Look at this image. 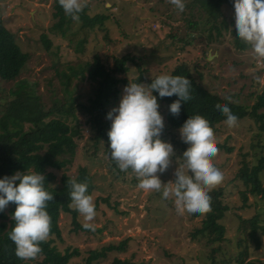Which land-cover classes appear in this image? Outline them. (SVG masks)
Wrapping results in <instances>:
<instances>
[{
	"label": "rangeland",
	"instance_id": "1",
	"mask_svg": "<svg viewBox=\"0 0 264 264\" xmlns=\"http://www.w3.org/2000/svg\"><path fill=\"white\" fill-rule=\"evenodd\" d=\"M55 0H0V17L14 35L22 50L29 53V60L16 80L0 78V110H4L13 96L9 89L18 87L19 80H27V90L39 94L48 109L57 103L69 106L64 83L71 81L76 86L75 102L92 107V99L98 90L106 87V71L101 70L92 78L87 77L86 64L100 54L109 67L115 57L127 53L134 55L135 62H128L129 80L137 78L144 70L141 83L157 75L170 74L179 64H187L197 79L209 90L223 97L230 96L235 102L251 110L256 96L264 91V84L256 78H264V60L254 57L251 47L242 51L235 47L233 24L220 34L209 33L206 13L196 7L178 11L170 0H82L88 6L91 16L107 15L104 25L95 27L86 43L84 52L75 51L58 30H50L57 21L53 17ZM192 0H185V5ZM230 16V12H228ZM197 20L198 29L190 33L187 20ZM47 33L51 47L46 48L42 35ZM82 71L85 77L82 78ZM118 98L111 97L106 104L107 112L118 105ZM154 95V94H153ZM158 101L159 111L164 118L161 138L173 145L174 154L168 168L158 173L162 182L174 179V169L183 165L180 156L188 145L179 135V129L166 121V105ZM264 108L258 109L263 112ZM97 110L95 111V113ZM91 115L77 108L74 115L65 119L71 126H78L77 148L72 162L63 169H49L56 174L55 185H60L63 173L76 176L81 167H86L92 176L90 192L95 215L85 221L78 214L77 220L83 225L91 224L89 230H76L73 215L60 212L58 224L61 237L55 234L47 238L54 241L59 251L71 252L72 262L86 264L84 257L91 249H101L109 243L118 244L127 240L125 251L108 252L105 258L94 264H112L117 256L134 264H210V252L206 239H193L191 233L203 226L207 212L200 214H179L173 205L171 195L163 198L160 192L142 190L137 187L138 177L131 169L121 171L107 151V130L110 120L102 114L98 120L89 121ZM65 118V117H63ZM103 122L104 136L97 139L99 123ZM262 122V121H261ZM255 117L245 116L233 127L224 122L213 133L217 153L211 158L213 165L222 173L220 183L213 189H223L219 197L227 206L218 220L224 226L222 239L216 244L217 261L228 260V264H241L235 259L241 250L247 249L245 261L264 260V226L258 235L261 246L256 247L251 238L249 220L258 209L264 208L261 193L251 191V182L242 177L243 170L251 172L264 157V128ZM221 144L232 147L226 150ZM185 148V149H184ZM190 174V173H189ZM264 186V167L258 171ZM209 190V191H210ZM264 224V222H263ZM30 264H37L32 261ZM245 264V263H244Z\"/></svg>",
	"mask_w": 264,
	"mask_h": 264
},
{
	"label": "trees",
	"instance_id": "2",
	"mask_svg": "<svg viewBox=\"0 0 264 264\" xmlns=\"http://www.w3.org/2000/svg\"><path fill=\"white\" fill-rule=\"evenodd\" d=\"M196 7H199L206 13V20L211 26L209 33L216 32L220 34L223 29H229L230 25L234 24V10L232 0H192L185 5V9H189L192 13ZM53 17L57 19L50 30H58L64 38L68 40L70 46L77 52H84L86 43L89 40L91 31L97 27L104 25V21L108 18L107 15L91 16L87 13L88 6L85 5L78 15L77 20H72L65 15L61 6L54 2ZM230 12V16L228 15ZM187 25L190 33L193 29H198L199 22L195 19L187 20ZM235 47L239 50L246 51L250 48L249 45L243 43L235 36ZM42 42L46 48L49 49L52 45L51 40L47 37V33L42 35ZM29 60V53L22 50V47L15 38V35L8 30L3 18L0 17V78L4 81L16 80L26 67ZM128 62H135L134 55L127 53L121 57H115L114 64L109 65L104 62L100 54H95L94 61L86 64V72L82 71V78L87 75L92 78L101 70L106 71V87L98 90L96 97L92 99L91 105L75 102L73 96L76 92V86L71 87V81L64 83V91L66 93V100L69 106L56 103L48 109L42 102L39 94L29 92L26 88L27 80H19L18 87L9 89V94L13 97L9 99L4 110H0V177L5 175L11 176L17 171L32 170L42 172L45 175L44 187L53 194V199L46 202V210L50 217V230L47 237L55 234L61 237V230L58 224L60 212H70L73 215V222L76 230L91 228H84L78 220V212L69 207L70 197L68 195L70 188L67 184L69 179H76L79 182H86L87 192L90 194L92 185V176L89 174L86 167H81L76 176L62 174L60 185H55L56 174L49 169H63L72 162L76 154L77 141L76 137L80 134L78 126H71L65 121L66 117L75 114L77 108L89 112L91 115L89 121L96 120L98 127V120L102 114H106V104L109 103L111 97L118 98L121 88L128 84V82H142L144 70L141 74L132 80L126 76L129 71ZM171 75H181L187 77L191 82L190 99L187 102L181 101L180 112L178 115H173L168 110V105L171 101L177 99V96L159 97L157 99L166 105V121L175 129H179L180 125L187 119L188 116L200 114L208 121L212 132L219 129V125L223 123L224 117L219 112L215 111L216 105L227 104L230 111L236 115L237 121L245 116L257 118L264 128V111L258 112V109L264 108V91L256 96L254 103L250 106L251 110L244 104L235 102L230 96L223 97L217 92L207 89L193 74L192 70L187 64H179L170 73ZM156 77V76H155ZM154 77V78H155ZM153 79V78H151ZM148 79V84L151 82ZM153 94L156 95L155 90ZM97 112L95 113V111ZM65 117V118H63ZM103 122L99 123V130L97 139L103 137L104 134ZM226 150L232 151V147L226 144H221ZM186 148V147H185ZM184 148V149H185ZM109 152V150L107 149ZM264 167V157L260 162L251 168V172L243 170L242 177L246 182H251V191L254 194L261 193L264 198V186L258 177V171ZM223 189H213L209 191L210 201L209 208L206 211L207 218L204 220L203 226L195 229L191 236L193 239L204 238L211 249L207 253L208 258L211 259L210 264H217L216 252L221 248L216 245L223 237L224 226L218 221L224 214L227 206L222 204L219 197L222 195ZM15 208V204L9 202L3 211H0V264H30L32 261L37 264H78L71 261L73 255H77L78 249L71 252L67 249L66 252H61L55 245L51 238L39 242L41 251L34 258L21 259L15 255L14 244L8 238V232L13 226L11 220V213ZM200 214V213H196ZM251 225V238L255 242L256 247L261 246V240L258 235L260 228L263 229L264 222V208L258 209L257 213L249 220ZM127 248V240H122L120 243H109L101 249H91L88 255L84 257L86 264H94L101 258H105L108 252L117 251L122 252ZM248 255L247 249H243L235 259L241 264H264V260H250L245 261ZM228 260L220 259L219 264H228ZM112 264H134L128 259H121L115 257Z\"/></svg>",
	"mask_w": 264,
	"mask_h": 264
},
{
	"label": "clouds",
	"instance_id": "3",
	"mask_svg": "<svg viewBox=\"0 0 264 264\" xmlns=\"http://www.w3.org/2000/svg\"><path fill=\"white\" fill-rule=\"evenodd\" d=\"M65 15L77 20L83 8L82 0H57ZM178 11H183L185 0H170ZM235 36L249 45L256 60H264V0H232ZM264 84V78H256ZM190 80L181 75L163 73L149 84L128 82L122 90L118 105L112 107L106 118L108 150L111 159L121 170L131 169L138 177L137 187L160 192L163 198L170 195L177 213H203L209 208V190L221 182L222 173L213 165L217 153L213 133L208 121L200 114L188 116L179 127L180 139L188 146L180 156L183 165L174 169V179L162 182L158 173L169 166L174 154L173 145L161 138L164 118L159 111L157 96L175 94L168 110L180 112L181 101L190 99ZM155 90L156 95H153ZM215 111L224 117V123L233 127L237 123L227 104L216 105ZM190 173V174H189ZM45 175L40 171H17L0 177V211L12 202L14 222L8 238L14 244L18 258H34L41 251L39 242L46 240L50 230V217L46 202L53 194L44 187ZM69 207H73L85 221L95 215L94 203L86 182L69 179ZM84 228H92L89 223Z\"/></svg>",
	"mask_w": 264,
	"mask_h": 264
}]
</instances>
